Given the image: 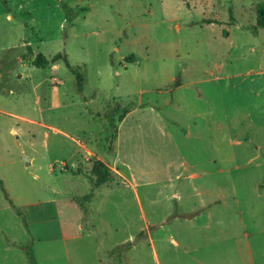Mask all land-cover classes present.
Segmentation results:
<instances>
[{"label": "rangeland", "instance_id": "rangeland-1", "mask_svg": "<svg viewBox=\"0 0 264 264\" xmlns=\"http://www.w3.org/2000/svg\"><path fill=\"white\" fill-rule=\"evenodd\" d=\"M262 1L0 0V264H29L19 246L36 264H197L160 225L203 264L246 246L264 264V31L245 29ZM95 160L112 179L94 188Z\"/></svg>", "mask_w": 264, "mask_h": 264}, {"label": "trees", "instance_id": "trees-1", "mask_svg": "<svg viewBox=\"0 0 264 264\" xmlns=\"http://www.w3.org/2000/svg\"><path fill=\"white\" fill-rule=\"evenodd\" d=\"M61 7L64 11L68 12H77L78 10V6H75V8H69L67 5L63 4V2H61ZM72 12V13H73ZM254 13H255V21L254 24L245 28L247 29L252 35H258V33L260 31H264V1L258 3L255 6L254 9ZM205 23L207 24H216V22L214 21H205ZM223 35L226 37L227 36V31H223ZM57 61H62V63L65 65L66 69L72 73L75 77L76 80V87L77 90L79 92L82 91L83 89V79H82V75L81 72H79V69L74 70L71 65L69 64L68 60L63 58V56H59L56 55L55 57H53L52 59V64L56 63ZM32 65L39 68V67H43L45 65H47L46 60L44 59V57L40 54L38 56H36L34 58V60H32ZM176 86H179V82L178 80H176L175 82ZM117 109V108H115ZM131 111L130 108H122L121 112H122V116L124 117V115L128 114ZM122 118V117H121ZM111 150V147L109 148ZM76 173H79V170H75ZM91 173H92V178H90V182L92 183L93 187H99L101 185H105L107 183H109L112 179V175H111V171L108 167H106L102 162L95 160L92 164V168H91ZM263 185H264V180H263ZM0 187L2 188V182L0 181ZM4 191V189H3ZM5 193V191H4ZM7 197V195H6ZM85 199L84 198H78L76 199V201L78 202H83ZM10 202V201H9ZM12 209L15 211V213L19 216L22 217L21 213L12 205V203L10 202ZM23 223L25 228H27V225L25 223V220L23 219ZM20 249H22L25 253V256L29 262V264H36L35 258L32 254V251L26 247H22L19 246ZM120 247H116L114 250H112V254L114 251H119Z\"/></svg>", "mask_w": 264, "mask_h": 264}, {"label": "crops", "instance_id": "crops-1", "mask_svg": "<svg viewBox=\"0 0 264 264\" xmlns=\"http://www.w3.org/2000/svg\"><path fill=\"white\" fill-rule=\"evenodd\" d=\"M263 190H264V187L262 189H260L259 192H261ZM214 206H216V205H214L213 203H209L208 205L203 206V207H201V209L197 210V211H201V214L207 213V220H206L204 226L201 227L202 231H203L202 238L204 241H206L209 237H211V232L213 231V229L215 227L222 226L217 221L212 220L213 216H211L210 213L214 212V209H216V207H214ZM176 218L177 217H174L175 221H176ZM185 219L186 220H184V221L187 223L188 226H190L191 224H193V220L195 218L194 217H188ZM223 227H224V225H223ZM159 229H161L159 231V232H161L160 236L163 237V239L168 240L169 243L172 245V247H175V248L182 250L183 255L192 256L191 260L193 261V263L203 264L201 257L190 254V253H195L196 248L188 245V243H187V241L189 239L188 233L183 232L184 230H181V229L175 230L174 227L172 228V232L165 233V231L163 230L164 229L163 225H160ZM221 235H222V231H219L216 234V237H219ZM151 242L153 243L152 238H151ZM13 248H15V247H13ZM201 249H203V247H200V250ZM174 257L175 258L172 257V260H169L170 262H172L171 264H176L180 260V258H178V256L174 255ZM223 257L224 258H222L220 260L221 262H219V259H218V262H219L218 264H237L236 261H241L242 264H254L253 253L251 251V248H249V246H246V252L243 255H238L236 257V255H234V254H232V255L226 254ZM154 258H155L157 264H160L159 257H158L156 252L154 253Z\"/></svg>", "mask_w": 264, "mask_h": 264}, {"label": "water", "instance_id": "water-1", "mask_svg": "<svg viewBox=\"0 0 264 264\" xmlns=\"http://www.w3.org/2000/svg\"><path fill=\"white\" fill-rule=\"evenodd\" d=\"M29 163H30V162H29L28 160L25 159V164H26V166L29 165Z\"/></svg>", "mask_w": 264, "mask_h": 264}]
</instances>
